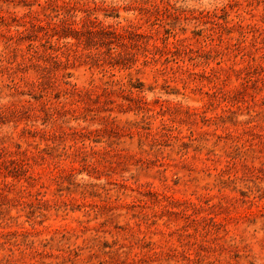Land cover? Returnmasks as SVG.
Listing matches in <instances>:
<instances>
[{
  "label": "rangeland",
  "instance_id": "374dc122",
  "mask_svg": "<svg viewBox=\"0 0 264 264\" xmlns=\"http://www.w3.org/2000/svg\"><path fill=\"white\" fill-rule=\"evenodd\" d=\"M0 264H264V0H0Z\"/></svg>",
  "mask_w": 264,
  "mask_h": 264
},
{
  "label": "trees",
  "instance_id": "16d2710c",
  "mask_svg": "<svg viewBox=\"0 0 264 264\" xmlns=\"http://www.w3.org/2000/svg\"><path fill=\"white\" fill-rule=\"evenodd\" d=\"M55 57V56H54Z\"/></svg>",
  "mask_w": 264,
  "mask_h": 264
}]
</instances>
